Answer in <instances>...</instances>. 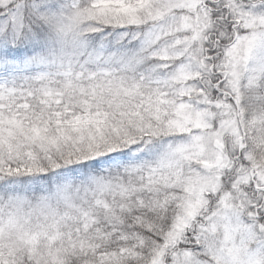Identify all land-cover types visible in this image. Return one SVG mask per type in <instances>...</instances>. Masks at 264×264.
I'll list each match as a JSON object with an SVG mask.
<instances>
[{
    "label": "snow or ice",
    "instance_id": "6c2138e0",
    "mask_svg": "<svg viewBox=\"0 0 264 264\" xmlns=\"http://www.w3.org/2000/svg\"><path fill=\"white\" fill-rule=\"evenodd\" d=\"M0 264H264V0H0Z\"/></svg>",
    "mask_w": 264,
    "mask_h": 264
}]
</instances>
